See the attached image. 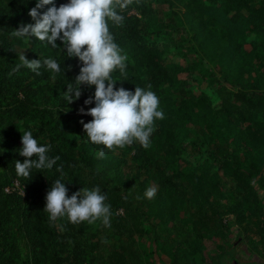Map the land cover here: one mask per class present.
<instances>
[{
  "label": "trees",
  "instance_id": "obj_1",
  "mask_svg": "<svg viewBox=\"0 0 264 264\" xmlns=\"http://www.w3.org/2000/svg\"><path fill=\"white\" fill-rule=\"evenodd\" d=\"M36 2L0 0V166L10 184L17 182L22 191L6 192L0 186V264H18L14 220L28 245L30 264H98L95 246L86 237L88 221L73 224L66 216L52 221L44 211L46 194L57 179L65 183L69 197L82 188L99 187L110 206L108 227L129 248L135 239L128 219L152 217L168 242L183 246L169 252V264H203L197 254L204 233L221 225L224 216H233L247 236L257 238L264 255L263 197L256 189L264 192V0H133L118 10L122 25L109 22L114 42L126 56L125 71L112 73L115 87L151 90L164 113V119L154 121L148 148L138 142L118 148L130 156L127 167L136 170V179L143 177L138 180V208H132V195L112 179L97 155L107 148L91 143L81 123L92 120L79 109L87 112L95 106L84 104L94 97L95 86L81 85L78 100H65L67 85L76 86L82 63L69 58L58 41L53 48L47 41L12 35L21 24L34 23L29 11ZM54 3L59 7L67 0ZM179 6L181 16L171 10ZM180 22L193 32L203 64L200 79L193 73V56L184 55L188 46L177 44L170 53L171 37L179 31L174 25ZM22 52L29 60H40L41 67L15 70ZM47 58L55 59L61 71L47 69ZM51 101L73 108L78 121L47 110L40 112V120L37 105ZM70 123L77 128L71 130ZM24 131L49 147L50 158L60 157L51 169H32L27 178L15 170V162L25 159L20 155ZM74 135L80 136L77 141ZM150 187L156 192L149 199L145 192ZM127 252L111 248L102 264H141Z\"/></svg>",
  "mask_w": 264,
  "mask_h": 264
},
{
  "label": "clouds",
  "instance_id": "obj_2",
  "mask_svg": "<svg viewBox=\"0 0 264 264\" xmlns=\"http://www.w3.org/2000/svg\"><path fill=\"white\" fill-rule=\"evenodd\" d=\"M132 3L133 0H69L57 7L54 0H37L35 7L29 11L34 23L21 24L12 33L16 37L47 41L53 48L59 47L56 41L61 40L68 57L78 58L82 66L75 77L76 86L68 84L64 97L72 103L81 97V85L95 86L94 97L84 101L85 105L94 102L95 106L87 112L83 107L79 109L80 114L89 115L92 120L81 123L89 141L108 150L123 148L134 142L148 148L154 121L164 119L163 111L158 110L159 100L154 92L138 86L134 92L124 87L117 89V80L112 78L116 69L121 73L125 71L126 56L121 54L114 42L109 22L122 25L124 17L118 10L122 11ZM49 5L46 11H38ZM18 55L20 63L15 70L26 67L35 72L41 67L40 60H29L24 52ZM43 63L52 72L61 71L55 59L47 58ZM21 143L20 155L25 159L15 162L18 176L27 178L32 169H51L60 159L59 156L50 158L49 147L39 145L31 131L22 133ZM97 155L103 158L105 152L101 149ZM57 171L63 174L62 168ZM155 192L156 189L150 187L145 196L150 199ZM45 199L44 211L52 221L66 216L71 223L78 224L83 221L94 223L103 218V223L110 226V206L105 204L106 196L101 194L99 187L82 188L69 197L65 183L57 179Z\"/></svg>",
  "mask_w": 264,
  "mask_h": 264
},
{
  "label": "rangeland",
  "instance_id": "obj_3",
  "mask_svg": "<svg viewBox=\"0 0 264 264\" xmlns=\"http://www.w3.org/2000/svg\"><path fill=\"white\" fill-rule=\"evenodd\" d=\"M68 2L69 0H67V3ZM171 10L177 12L178 16H181L182 9L180 6L172 8ZM180 23L181 24L176 23L174 25V28L176 29L179 27V31L178 35H173L171 37L169 47L170 53L175 52L174 48L177 44L188 46L187 52L184 53V55L186 54L187 57L193 56L192 60L195 61L193 73L195 78L200 79V69L203 64L201 63L199 54L196 52L194 39L192 37L193 32L191 28L187 26L186 22ZM250 38L253 39V37ZM57 41L63 44L61 40ZM182 50L185 52V49ZM188 61L191 62L189 59ZM209 74H212V72ZM209 95L213 106L217 108L218 99L216 95L211 91L209 92ZM36 108L38 110L36 116L39 119L40 112L43 110L51 111L53 113L59 112L64 116L65 120H68L71 117L77 118L76 121L79 119V113H76L73 108L66 107L65 105L56 106L52 101L48 103V105L39 103ZM70 124L71 130L77 128L72 125L73 123ZM19 127L23 130L22 123L19 124ZM32 129L34 130V128ZM82 137L83 136H81V138ZM73 138L75 141L78 140L77 135H74ZM103 151L105 152L103 159L109 169L110 176L117 184L122 183V187L128 190L132 195V199L135 200L132 208H138V202L140 200L137 198L139 193L138 180L141 181L143 177L140 176V178L136 179V170L133 168V171H131L127 167L132 163L129 155L122 154L118 148H115L114 150L104 149ZM196 159H198V157ZM132 178H135V181H133ZM0 186H3L5 191L8 189L9 192L17 191L22 194V191L15 186V182L10 184V178L2 166H0ZM256 189L263 197L264 206V192L260 190L258 186H256ZM229 204V200L223 201L224 206H228ZM139 216L140 215H138V218L135 220L128 219L130 228L134 232L135 239V244L131 248H129V242L124 238L118 239L113 236L110 227L103 223V218L96 220L94 223L87 222L91 228L89 230V235L86 237L90 238L91 244H94L95 246L93 256L97 259L98 264L103 263L109 249L120 247L128 249L127 253L129 257L134 253L136 260L141 264H169L171 262L168 255L169 252L175 249H180L183 246L174 240L168 242L163 233L164 228L159 227L157 221L152 217ZM12 229L17 242L18 264H30L28 245L22 237L17 220H14ZM204 234L203 247L197 254L198 259L201 262L203 261V264H215L217 262L219 264H264V255L261 253L258 239L247 236L242 230V227L236 223L233 216H224L221 225L206 231ZM197 246L200 247L201 245L198 244Z\"/></svg>",
  "mask_w": 264,
  "mask_h": 264
},
{
  "label": "built area",
  "instance_id": "obj_4",
  "mask_svg": "<svg viewBox=\"0 0 264 264\" xmlns=\"http://www.w3.org/2000/svg\"><path fill=\"white\" fill-rule=\"evenodd\" d=\"M15 186H16L17 188H19V185H18L17 182H15ZM6 192H9V190L7 189Z\"/></svg>",
  "mask_w": 264,
  "mask_h": 264
}]
</instances>
